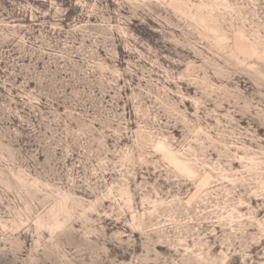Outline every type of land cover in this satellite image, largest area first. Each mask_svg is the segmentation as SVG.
I'll return each mask as SVG.
<instances>
[{
    "label": "rangeland",
    "instance_id": "374dc122",
    "mask_svg": "<svg viewBox=\"0 0 264 264\" xmlns=\"http://www.w3.org/2000/svg\"><path fill=\"white\" fill-rule=\"evenodd\" d=\"M0 264H264V0H0Z\"/></svg>",
    "mask_w": 264,
    "mask_h": 264
}]
</instances>
